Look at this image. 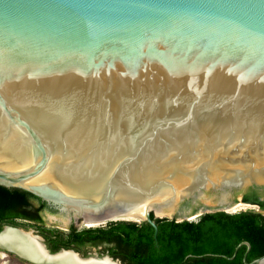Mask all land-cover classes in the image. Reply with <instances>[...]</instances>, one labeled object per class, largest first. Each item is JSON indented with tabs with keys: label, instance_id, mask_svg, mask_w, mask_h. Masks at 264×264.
I'll use <instances>...</instances> for the list:
<instances>
[{
	"label": "water",
	"instance_id": "obj_1",
	"mask_svg": "<svg viewBox=\"0 0 264 264\" xmlns=\"http://www.w3.org/2000/svg\"><path fill=\"white\" fill-rule=\"evenodd\" d=\"M0 185L47 202L53 222L155 235L156 208L259 211L242 196L264 189V0H0ZM6 232L74 257L0 244L33 264H122Z\"/></svg>",
	"mask_w": 264,
	"mask_h": 264
},
{
	"label": "trees",
	"instance_id": "obj_2",
	"mask_svg": "<svg viewBox=\"0 0 264 264\" xmlns=\"http://www.w3.org/2000/svg\"><path fill=\"white\" fill-rule=\"evenodd\" d=\"M257 191L251 187L242 201L257 204L259 211H218L183 221L152 214L157 235L147 221L123 220L83 230L72 226L64 233L44 225L43 212L55 211L47 202L26 190L0 185V230L21 226L16 219H26L39 225L52 252L66 248L87 255L86 246L106 244L110 246L105 250L124 264H247L264 255V194ZM243 242L250 243L249 250Z\"/></svg>",
	"mask_w": 264,
	"mask_h": 264
},
{
	"label": "bare ground",
	"instance_id": "obj_3",
	"mask_svg": "<svg viewBox=\"0 0 264 264\" xmlns=\"http://www.w3.org/2000/svg\"><path fill=\"white\" fill-rule=\"evenodd\" d=\"M243 208H245V207L234 208V209H227L226 208V210L234 212V211L241 210ZM174 211H175V209L171 210V209L156 208V213L169 215V216H171L174 213ZM144 214H145V210L143 212H127V213L123 214V216H121L120 219L136 220V219H139V216L144 217ZM86 223L88 226H92V227L101 225L100 222H95V221L90 220V219H86ZM33 242H31V243H33ZM0 244H4L8 248L18 251V253H20L21 255L33 258V259H35L37 261H41V262L52 260L54 258L55 259H65V260L66 259L70 260V259L74 258L70 252H62V253L54 256V257L47 258L46 256H44V254L42 253V251L39 247H35L37 254L36 253L34 254L25 244H23L22 239L17 237L12 232H6L2 236H0ZM36 244L37 243H35V245ZM0 255L4 256V255H6V253L0 252ZM73 261H75V260H73ZM101 261H102V264H118L116 262H113V263L109 262L105 259H103ZM66 262H68V261H66ZM2 264H7V262H4Z\"/></svg>",
	"mask_w": 264,
	"mask_h": 264
},
{
	"label": "rangeland",
	"instance_id": "obj_4",
	"mask_svg": "<svg viewBox=\"0 0 264 264\" xmlns=\"http://www.w3.org/2000/svg\"><path fill=\"white\" fill-rule=\"evenodd\" d=\"M249 209H254V208H249V207H245L241 210L238 211H242V210H249ZM257 209V208H256ZM176 213L180 215V217H183V215L185 214H191V213H195L197 210H188V209H175ZM47 213H49L48 211H45L44 217H45V223H46V227L47 228H51L54 230H59L61 232L66 233L67 229H68V225L65 223H60V222H53L51 220H49L47 218ZM54 214V213H53ZM58 215V214H56ZM165 216H169V215H164V214H158L157 213V217H165ZM195 217V216H193ZM124 220H130V219H124ZM193 220H197V218H193ZM19 225H21L20 227H24L27 229H33V230H38L39 225L38 224H34V223H29V222H25V221H18ZM85 223H81L78 225L79 228H92V226H88L86 223V219L84 221ZM108 224V223H107ZM106 225H98V226H94V227H104ZM1 250V249H0ZM90 252H98L97 248H92L89 250ZM7 252V251H6ZM104 253V252H103ZM100 254V253H99ZM106 254V253H104ZM7 262V264H33L32 262L14 254L11 252H7L6 255L2 256L0 255V264Z\"/></svg>",
	"mask_w": 264,
	"mask_h": 264
},
{
	"label": "flooded vegetation",
	"instance_id": "obj_5",
	"mask_svg": "<svg viewBox=\"0 0 264 264\" xmlns=\"http://www.w3.org/2000/svg\"><path fill=\"white\" fill-rule=\"evenodd\" d=\"M257 192L259 193V194H261V195H263L264 194V189H260V188H257ZM245 194V193H244ZM244 194H243V196H244ZM243 196H242V199H243ZM249 203V202H248ZM45 211H49V210H45ZM45 211L43 212V214H45ZM44 219H45V217H44ZM17 221H25V222H29V223H34V224H37V223H35V222H33V221H29V220H26V219H21V218H18V219H16ZM44 225H46V223L44 222ZM78 225L79 224H75V223H72V224H70V225H68V229H67V232H69L70 230H71V227L73 226V227H75L76 229H78V230H83V229H85V228H79L78 227ZM107 225V224H106ZM4 227V226H3ZM3 229V228H2ZM38 233H39V228H38ZM40 234V233H39ZM108 246H110V245H106V244H101V245H98V246H90V245H88V246H86V249H87V251H88V253L90 252L89 250L90 249H92V248H97L98 249V253H100V254H102L103 252V250H105V248H107ZM108 249H106L105 251H106V253H108V251H107ZM109 254V253H108ZM110 255V254H109ZM120 261H121V263L122 264H124L123 262H122V260L121 259H119Z\"/></svg>",
	"mask_w": 264,
	"mask_h": 264
}]
</instances>
